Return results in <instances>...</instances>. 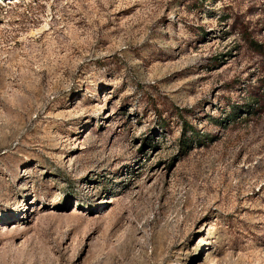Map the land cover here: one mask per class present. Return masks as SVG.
<instances>
[{
    "label": "rangeland",
    "instance_id": "374dc122",
    "mask_svg": "<svg viewBox=\"0 0 264 264\" xmlns=\"http://www.w3.org/2000/svg\"><path fill=\"white\" fill-rule=\"evenodd\" d=\"M0 264H264V0H0Z\"/></svg>",
    "mask_w": 264,
    "mask_h": 264
}]
</instances>
